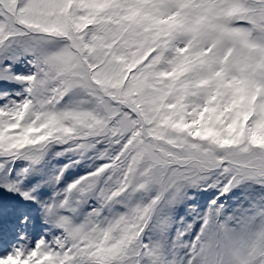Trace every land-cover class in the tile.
I'll return each instance as SVG.
<instances>
[{
  "label": "snow or ice",
  "instance_id": "1",
  "mask_svg": "<svg viewBox=\"0 0 264 264\" xmlns=\"http://www.w3.org/2000/svg\"><path fill=\"white\" fill-rule=\"evenodd\" d=\"M0 264H264V0H0Z\"/></svg>",
  "mask_w": 264,
  "mask_h": 264
}]
</instances>
